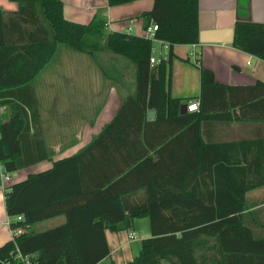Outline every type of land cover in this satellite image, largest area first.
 <instances>
[{
	"label": "trees",
	"instance_id": "16d2710c",
	"mask_svg": "<svg viewBox=\"0 0 264 264\" xmlns=\"http://www.w3.org/2000/svg\"><path fill=\"white\" fill-rule=\"evenodd\" d=\"M9 1L18 7L15 12L0 8V107L10 110L9 119L0 120V167L8 175L48 159L31 82L57 47L84 53L101 41L133 72L131 86L121 77L110 78L105 70L125 96L113 120L86 147L4 189L7 217L23 215L10 228H21L23 233L0 247V264H18L13 260L16 249L34 264H98L111 256L106 233L127 232L133 221L143 218L149 222V237L140 241L137 255L127 264H264V225L248 221L253 213L247 212L244 202L245 193L264 187V139L251 142L252 148L243 143L250 158L247 153L243 164L239 162L238 178L201 183L139 180L148 164L127 142L128 136L136 138L140 133L148 111L156 112L157 121L179 114L182 100L169 94L171 48L198 43V0H152V9L140 16L145 30L157 25L155 38L169 44L168 60L154 66L149 63L153 43L128 33L108 32L104 11L82 25L64 19L60 0ZM134 1L107 3L113 7ZM233 47L264 61V25L238 22ZM200 77L199 97L188 100L197 101L200 109L191 115L221 120L230 116V109L253 105L260 112L252 119L264 120V82L222 85L204 68ZM241 113L235 118H242ZM117 137L121 143L114 152L120 155L119 164L111 161L114 154L106 143ZM132 187L134 191L145 188L146 193L132 196ZM188 187H212L215 195L207 204L201 198L190 206L189 194L173 193ZM196 203L202 205L194 207ZM59 216H64V224L41 233L29 231L34 224Z\"/></svg>",
	"mask_w": 264,
	"mask_h": 264
},
{
	"label": "crops",
	"instance_id": "0c3cea01",
	"mask_svg": "<svg viewBox=\"0 0 264 264\" xmlns=\"http://www.w3.org/2000/svg\"><path fill=\"white\" fill-rule=\"evenodd\" d=\"M60 1L63 3V17L69 22L86 25L97 12L104 11L108 32H129L139 37L145 31L143 18L140 16L153 7L152 0H137L113 7L108 5L107 0ZM17 7L14 2L0 0V8L5 12H15ZM238 22L264 25V0H198L199 32L205 31L208 35L206 37L219 41L232 38V42L201 44L198 37L197 44L173 45L169 84V94L172 98L181 99L182 105H186L188 100L199 97L200 68L211 71L215 81L222 85L253 86L258 81L264 82V61L233 47L235 26ZM157 50L158 54H153L154 57H166L159 44ZM57 55L58 51L31 82L48 159L10 174L7 187L25 180L28 175L47 171L52 168L54 162L81 151L113 120L122 104L125 91L119 83L110 79L116 76L115 65L108 71V79L102 62H92L84 57L66 58L65 54L59 59L56 58ZM168 58L169 52L167 60ZM130 83L132 84V79ZM133 92L134 90L130 89V93ZM259 109V106L253 105L243 109H230V116L221 120L202 119L187 111L181 114L180 109L178 115L164 117L159 121L156 112L154 118L149 120L146 117V123L141 125V131L136 138H127L128 144L134 145L136 151L141 153L142 160L148 164L146 170L139 175V180L172 178L209 182L214 179L238 178L239 162L243 164L247 153L250 158L249 150L243 143H248L252 148L251 142L264 139V120L252 119L258 115ZM240 111L243 117L236 119L235 116ZM9 117L10 112L5 107H0V120L4 122ZM106 143L109 151L114 154L110 157L111 161L119 164L120 155L115 153L114 149L116 144L121 143V139L109 138ZM129 182L133 183L130 180ZM193 183L190 181V185ZM134 189L131 188L132 196L140 197L146 193L145 188L135 191ZM3 191L0 187V247L13 238L7 223L9 218L5 212ZM173 193L182 196L189 194L192 199L187 205L190 206L201 198H204V204H207V200H211L215 195L212 187L180 188ZM244 202L247 212L253 213L248 216V221L263 226L264 187L245 193ZM194 205L196 207L202 204ZM141 220L145 221L149 228L148 219ZM135 221L129 231H134ZM64 222V216L55 217L34 224L29 231L41 233ZM129 231L115 234L126 235L124 242L119 236L106 233L111 256L98 264L104 263L117 253H122L123 250L130 253V259L124 264L137 255L134 256L132 248L128 247L132 242L129 240ZM146 236L149 237L147 231Z\"/></svg>",
	"mask_w": 264,
	"mask_h": 264
},
{
	"label": "rangeland",
	"instance_id": "374dc122",
	"mask_svg": "<svg viewBox=\"0 0 264 264\" xmlns=\"http://www.w3.org/2000/svg\"><path fill=\"white\" fill-rule=\"evenodd\" d=\"M119 33H121V32H119ZM128 34H131V33L128 32ZM132 35H134V34H132ZM143 35H144V32H142V36H140V37H143ZM153 46L155 48L154 55L156 56L158 54V50H157L158 44L154 43ZM91 49L92 50L87 49L84 53H81V52L75 51L73 49H70L69 47L60 45L59 47H57V50H56V52L58 51V53H59V55H57L56 58L60 59L63 54H65L64 57H66V58H75L76 59L78 57H81V58L84 57L87 60H90L92 62L93 61H96V63L102 62V64H103L102 67L104 66L105 70L107 72L108 71L110 72L111 71L110 68H113V66L115 65L114 67H116V70H114V73L116 72L115 73L116 77H121L124 81L125 80L127 81V82H125L126 84L131 85L130 80H131V74L133 72V67L128 66V64H129L128 62H126L122 58L116 57L110 51L105 49V47L103 46L101 41L95 42V44L93 46H91ZM88 51H91V53L89 54ZM6 109L8 110V112L10 111L8 107ZM146 231L149 232V228H148V224L145 223V221H143L141 219H138L137 221H135L134 233L136 235V240L132 241L131 244L128 245V247L132 248V253H134L133 254L134 256L138 253V250L140 247V241L147 237ZM114 235L115 234H113V236ZM115 236H119V239L123 242L126 240V235H124V234L115 235ZM129 255H130V253L127 250H123L122 253L115 254L113 257H111L109 260L105 261L102 264H113V262L115 264H124L126 261H128L130 259Z\"/></svg>",
	"mask_w": 264,
	"mask_h": 264
},
{
	"label": "built area",
	"instance_id": "2783aa9c",
	"mask_svg": "<svg viewBox=\"0 0 264 264\" xmlns=\"http://www.w3.org/2000/svg\"><path fill=\"white\" fill-rule=\"evenodd\" d=\"M157 31V25H151L150 27H148L145 31H144V35L143 37L147 40H150L153 44L157 43L161 46L163 52L165 53L166 57H159L156 58L153 56L154 52H155V48L153 46L152 48V56L150 57L149 63L151 66H154L158 63H160L161 61H167V55L169 52V44L166 42H163L161 40H158L155 38V32ZM186 111L189 113H194V112H199V103L197 101H192L187 103L186 105ZM10 181V176L5 173L4 169L2 167H0V187L4 190L5 188H7V183ZM23 220V215H19L16 216L14 219L10 220L7 222L10 228V224L11 222H21ZM13 238L20 236L23 231L21 228H17V229H11ZM12 238V239H13ZM129 240L130 241H135L136 240V235L134 233V231H129ZM13 260H15L18 264H34V262L32 261L31 257L29 255H24L22 254L18 249H16L15 255ZM5 264V263H2ZM9 264V263H8Z\"/></svg>",
	"mask_w": 264,
	"mask_h": 264
},
{
	"label": "water",
	"instance_id": "95a60500",
	"mask_svg": "<svg viewBox=\"0 0 264 264\" xmlns=\"http://www.w3.org/2000/svg\"><path fill=\"white\" fill-rule=\"evenodd\" d=\"M200 2L201 1H203V0H199ZM231 8H233V7H231ZM201 11H204V9H200ZM202 30H204V29H202ZM206 36H208L207 34H206V32L205 31H201V32H199V42L201 43V44H205V43H230V42H232V38L231 39H229V40H225V41H219V40H216V39H213V38H209V37H206ZM180 113L181 114H185L186 113V106L185 105H182L181 107H180ZM154 116H155V111H148L147 112V119H152V118H154Z\"/></svg>",
	"mask_w": 264,
	"mask_h": 264
}]
</instances>
